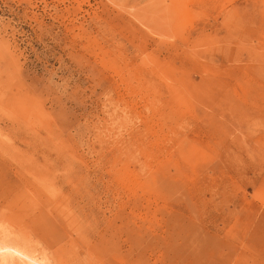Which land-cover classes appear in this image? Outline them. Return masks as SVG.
Here are the masks:
<instances>
[{"label":"rangeland","instance_id":"rangeland-1","mask_svg":"<svg viewBox=\"0 0 264 264\" xmlns=\"http://www.w3.org/2000/svg\"><path fill=\"white\" fill-rule=\"evenodd\" d=\"M6 239L47 264H264V0H0Z\"/></svg>","mask_w":264,"mask_h":264},{"label":"bare ground","instance_id":"bare-ground-1","mask_svg":"<svg viewBox=\"0 0 264 264\" xmlns=\"http://www.w3.org/2000/svg\"><path fill=\"white\" fill-rule=\"evenodd\" d=\"M6 240H8V239H6ZM2 241H4V240H2ZM2 241H1V243H3ZM18 242H20V241H18ZM40 255L35 254V252L30 250L29 248L24 249V248H21L18 245H13L11 243L9 244V240H8V244H4L3 243V245L2 244L0 245V264H11L10 260L12 261V259L15 258V257H22V258L27 259V264H47L45 262V260L43 259V257L41 258Z\"/></svg>","mask_w":264,"mask_h":264}]
</instances>
